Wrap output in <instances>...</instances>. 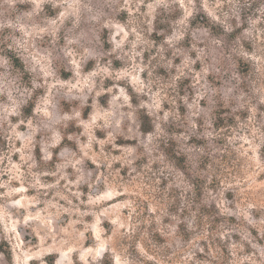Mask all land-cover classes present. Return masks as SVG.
Instances as JSON below:
<instances>
[{"label":"clouds","instance_id":"9594fccd","mask_svg":"<svg viewBox=\"0 0 264 264\" xmlns=\"http://www.w3.org/2000/svg\"><path fill=\"white\" fill-rule=\"evenodd\" d=\"M0 264H264V0H0Z\"/></svg>","mask_w":264,"mask_h":264}]
</instances>
